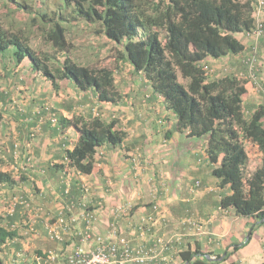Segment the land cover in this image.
<instances>
[{
    "label": "crops",
    "instance_id": "1",
    "mask_svg": "<svg viewBox=\"0 0 264 264\" xmlns=\"http://www.w3.org/2000/svg\"><path fill=\"white\" fill-rule=\"evenodd\" d=\"M261 21L264 24V10ZM241 33L243 39L237 33L235 37L244 44L243 52L218 59L207 57L205 62L226 60L228 71L245 79L243 110L248 114L264 107V32L259 38ZM27 60L9 66L0 62V78L8 88L0 89V109L4 111L5 105L12 104V109L6 110L8 120L0 118L1 169L18 181L13 187L0 185V226L9 223L16 230L13 238L0 244V264H11L16 255L31 260L48 249H72L78 243L76 234L60 243L47 230L70 199H82L86 208L95 209L94 234H105L115 224L133 246L154 248L157 257L152 264H185L179 254L187 248L209 255L211 264L264 263V219L236 216L231 208H220L221 195L229 191L227 186L220 188L211 174L206 139L189 138L185 132L176 131L174 114L165 108L162 98L142 95L141 88L124 75L131 69L115 74L120 99L104 102L90 92L77 91L68 80L53 90L44 77H37L28 67ZM23 70L31 72L27 83L21 77ZM118 76L122 78L119 81ZM39 82L46 93H37L42 85ZM139 84L144 88L146 82ZM15 90L27 94L23 106H18L22 94H15ZM79 114L114 119L117 128L126 133L119 145L97 148L90 173L66 166L65 152L75 144V130L49 123L52 115L70 120ZM249 144L256 149L255 154L247 152ZM244 146L249 175L261 162L255 156L262 159V154L250 141ZM178 172L180 178H176ZM82 186L88 187L86 193ZM19 200H27L29 206ZM81 211L75 209V216L80 217ZM149 215L155 222L142 232L140 220ZM78 225L83 226L81 221ZM226 253L227 259L221 261Z\"/></svg>",
    "mask_w": 264,
    "mask_h": 264
},
{
    "label": "trees",
    "instance_id": "2",
    "mask_svg": "<svg viewBox=\"0 0 264 264\" xmlns=\"http://www.w3.org/2000/svg\"><path fill=\"white\" fill-rule=\"evenodd\" d=\"M29 1L0 0L6 10V18L0 19L3 64L5 57L15 65L28 59L36 76L44 77L55 91L61 81L68 80L77 91L90 92L99 101L116 102L121 96L115 74L122 71V62L128 63L131 72L141 74L174 114L176 131L206 139L211 174L220 188L227 186L229 191L221 195L220 208H231L236 216L264 219V107L245 113V79L232 73L210 78L202 67L207 57L218 59L244 51L235 33H249L255 26L252 0H62L73 7L70 14L60 6L39 18L52 53L34 50L29 33L9 21L14 12L30 10ZM65 20L96 25L95 32L117 46L101 59L80 64L69 56L74 43L67 37ZM49 123L75 130L77 138L66 150L65 161L66 166L83 173L92 171L97 148L117 146L126 135L117 128L116 120L105 121L99 114H79L70 120L52 115ZM246 140L262 154L260 164L249 175L245 172ZM3 163L0 156V185L13 187L18 181L1 169ZM8 224L0 226V244L16 235ZM179 255L185 264L212 262L197 248H187ZM227 257L228 253L221 261Z\"/></svg>",
    "mask_w": 264,
    "mask_h": 264
},
{
    "label": "built area",
    "instance_id": "3",
    "mask_svg": "<svg viewBox=\"0 0 264 264\" xmlns=\"http://www.w3.org/2000/svg\"><path fill=\"white\" fill-rule=\"evenodd\" d=\"M252 6L255 26L248 34L259 38L264 32V24L261 21L264 0H252ZM253 54L255 55L256 52L254 51ZM202 67L207 73L208 66ZM27 161H30V157ZM61 178H64V174ZM82 191L86 193L88 187L82 186ZM19 201L25 207L29 206L27 200ZM94 205L96 206L97 203ZM100 206L98 203L96 207ZM63 208L64 211L58 214L56 223L47 227L48 234L60 243L76 234L78 243L68 251L48 249L35 254L31 260L16 255L11 264H152L157 257L154 248H147L141 244L133 246L115 224H111L105 234H94L92 227L97 217L96 211L94 208H86L84 200L70 199ZM77 208H82L80 217L74 214ZM79 221L82 222V228L77 227ZM140 221L139 229L142 232L148 230L155 222L153 215L142 218ZM76 227L78 230H75ZM162 246L165 248L166 244Z\"/></svg>",
    "mask_w": 264,
    "mask_h": 264
},
{
    "label": "rangeland",
    "instance_id": "4",
    "mask_svg": "<svg viewBox=\"0 0 264 264\" xmlns=\"http://www.w3.org/2000/svg\"><path fill=\"white\" fill-rule=\"evenodd\" d=\"M63 5L64 3L62 2V0H30L29 1L30 10L26 12H21V11L14 12L13 18L11 17L9 21H12V23L15 25L14 26L15 28L27 31V33H29V44L34 50L46 52V53H52L51 52L52 48L50 47V44L43 37L42 28H43L44 23L41 22L39 18H40V14L42 13H47L48 15L53 14L57 10V8L60 6L65 7L67 13L70 14L73 7H71V5L69 4L66 5V3L64 6ZM5 13H6V10L0 5V19L3 20L6 18ZM9 21L6 22L7 25H9L8 24ZM6 23H4V25H6ZM64 23L68 27L67 37L69 38V40H71L74 43V48L69 56L71 57V59H73L74 61L80 64H89V63L96 61V59L98 58L101 59L104 56H107L108 52L111 51L112 48L116 45L115 43L106 40L102 35L97 34L95 32L96 25L89 24L83 21L74 22L72 20L71 21L65 20ZM236 36L241 39H243L244 37L242 33H237ZM2 61L5 62L4 64H6V66H9L10 64L15 65V63L9 57H5ZM27 63H28V67L31 68L30 60H27ZM206 64L210 68V73H209L210 78L221 77L224 74L230 73L228 71V68H226L227 66L226 60L225 61H214L210 59ZM224 67L226 69H224ZM19 68L20 67H18L16 70H18ZM130 68L131 67L128 63L122 62V65H121L122 71H126L127 69H130ZM120 72L121 71H119L118 73ZM21 73H22L21 77L23 78V81L25 83H27L28 80H31L30 71L23 70ZM124 75H128L129 77L127 78L130 80V82L134 83L135 86L141 88L140 92L142 95H146V94L153 95L154 94L148 83H146L144 88L140 86L139 82H142V81L146 82L144 77L141 74L134 73L133 71V72H128L127 74H124ZM118 77H117L118 81L122 79L120 76ZM39 83H41L42 85L37 90V93L38 94L46 93L44 90L45 88L44 84L42 82H39ZM4 86H6V83L4 79L0 78V89L2 90L8 89L7 87L4 88ZM24 87L27 91L31 92L27 84H25ZM16 92L17 91L15 90V94H18V95L22 94L20 93V91L18 93ZM21 97L22 98H20L18 106H23L24 104H26L25 103L27 100L26 97L28 96L27 94H22ZM8 99L9 97L7 98V100ZM11 101H12V98H11ZM46 104H50L49 99H47ZM10 108L12 109V104L8 103L7 105H5L4 111L0 109V118L3 117L8 120V114L6 110ZM184 146L186 145L182 143V147ZM246 146H247L248 153L255 154L257 152L256 149L252 147L250 144ZM180 147H181L180 145H177L176 149H180ZM172 149L174 148L172 147ZM256 158L258 159V162L261 161V159L258 156H255V159ZM246 169L247 168L245 167V172H246ZM179 170L181 171V169ZM179 175H180V172H178V176H176V178H180ZM249 233L250 231L246 233V237L249 235Z\"/></svg>",
    "mask_w": 264,
    "mask_h": 264
},
{
    "label": "clouds",
    "instance_id": "5",
    "mask_svg": "<svg viewBox=\"0 0 264 264\" xmlns=\"http://www.w3.org/2000/svg\"><path fill=\"white\" fill-rule=\"evenodd\" d=\"M207 62H208V61H207ZM207 62H205V61L202 62V66H204V65L208 66V65L206 64ZM208 69H209V70H208L207 73H206L207 75H209V73H210V68H209V66H208Z\"/></svg>",
    "mask_w": 264,
    "mask_h": 264
}]
</instances>
